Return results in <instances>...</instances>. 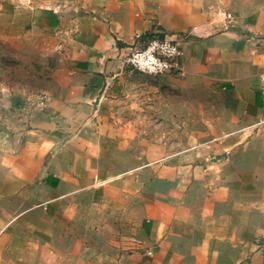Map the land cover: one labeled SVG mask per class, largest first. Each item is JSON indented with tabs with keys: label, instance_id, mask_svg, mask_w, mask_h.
Wrapping results in <instances>:
<instances>
[{
	"label": "crops",
	"instance_id": "crops-1",
	"mask_svg": "<svg viewBox=\"0 0 264 264\" xmlns=\"http://www.w3.org/2000/svg\"><path fill=\"white\" fill-rule=\"evenodd\" d=\"M54 1H0L1 32L47 36L58 61L51 70L55 89L28 117L29 162L18 179L35 200L21 211L29 214L33 207L52 222L60 213L74 214L85 224L90 195L145 193L147 174L127 171L131 139L117 141L115 125L98 107L108 94L128 90L131 74L120 71L121 48L137 33L159 28L186 35L177 68L160 75L179 92L163 94L171 100L163 110H183L188 117L203 110L199 115L210 127L204 137L208 160L192 166L191 154L174 157L188 162L190 217L202 221L210 242L223 249L234 245L242 253L238 244L264 236V0ZM116 142L127 148L119 170L111 154ZM210 154L219 157L211 160ZM137 158H145L142 151ZM161 175L156 171L153 177ZM130 176L134 182L128 185ZM138 203L126 205L127 217L139 225L149 215L156 218L149 240L158 244L159 257L167 255L169 224L158 218L172 219L184 205L165 215L157 209L149 214L141 198Z\"/></svg>",
	"mask_w": 264,
	"mask_h": 264
},
{
	"label": "rangeland",
	"instance_id": "rangeland-1",
	"mask_svg": "<svg viewBox=\"0 0 264 264\" xmlns=\"http://www.w3.org/2000/svg\"><path fill=\"white\" fill-rule=\"evenodd\" d=\"M14 1L28 5V0ZM57 62L47 36L14 35L0 29V264H264V250L256 246L264 236L238 244L242 253L234 245L223 249L220 243L210 242L202 221L190 217L188 162L179 163L174 157L191 154L195 157L191 165H202L209 159L205 151L209 141L204 137L210 127L206 130L199 115L203 110L191 111L190 117L183 110H163L171 104L163 94L179 93L160 79L169 72L154 74L125 66V73L131 74L127 92L108 94L98 107L107 113L105 121L115 125L117 141L131 139L133 157L127 171L147 174L144 194L90 195L85 224L74 214L60 213L52 222L33 207L29 214L21 211L23 203L35 200L18 179L29 162L25 151L28 117L47 102L45 93L55 89L51 70ZM116 143L111 154L119 170V157L127 148ZM141 151L145 158L139 160ZM215 157L219 154H210L211 160ZM156 171L163 173L158 180L153 177ZM129 178L128 185L134 182ZM140 198L149 214L157 209L167 215L172 206L184 205L172 219L158 218L160 224H169L165 256L159 257L158 244L149 240L156 218L149 215L145 225H139L127 217L126 205L138 208Z\"/></svg>",
	"mask_w": 264,
	"mask_h": 264
},
{
	"label": "built area",
	"instance_id": "built-area-1",
	"mask_svg": "<svg viewBox=\"0 0 264 264\" xmlns=\"http://www.w3.org/2000/svg\"><path fill=\"white\" fill-rule=\"evenodd\" d=\"M28 4H31V0H28ZM227 15L232 18L230 12H227ZM185 37V34L159 28L137 33L133 43L121 48L120 71H124L125 66L154 74L174 71L178 66L180 43ZM110 80L111 77H108L107 82ZM256 244L258 248L264 250V238L262 242Z\"/></svg>",
	"mask_w": 264,
	"mask_h": 264
}]
</instances>
